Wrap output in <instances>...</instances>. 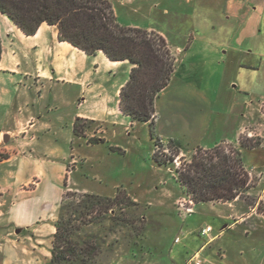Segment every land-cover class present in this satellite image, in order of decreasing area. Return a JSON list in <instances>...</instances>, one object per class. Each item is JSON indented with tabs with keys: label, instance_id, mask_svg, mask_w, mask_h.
Masks as SVG:
<instances>
[{
	"label": "crops",
	"instance_id": "crops-1",
	"mask_svg": "<svg viewBox=\"0 0 264 264\" xmlns=\"http://www.w3.org/2000/svg\"><path fill=\"white\" fill-rule=\"evenodd\" d=\"M108 1L121 25L158 32L175 57L169 83L154 102L153 126L162 144L176 140L179 153L185 155L197 148L211 149L238 142L241 135L260 134V118L264 117V0ZM168 16L171 24L182 20L189 28L186 35L191 42L184 49L169 42L166 26L162 24ZM152 17L160 21L151 22ZM0 44V103L7 101L15 108L13 125L0 129V149L9 152L0 160V222L9 228L14 225L15 231H19L14 233L15 239L8 234L0 237V264H49L50 242L65 191L64 182L66 190L78 191L71 186L68 178L71 170L67 171L68 165L59 158L58 148L48 139L38 143L39 140L29 136L30 132L38 126L44 130L56 126L54 135L63 134L64 128L67 134H73L76 118L96 122L99 114L118 115L119 90L127 80L117 84V100L112 106L109 92L94 75L101 69L126 74L132 65L127 60L111 61L101 51L88 55L60 41L54 25L42 23L35 34L25 35L2 14ZM31 75L42 79L38 89L49 90L53 103L65 109V116L60 113L57 123L51 118L41 121L39 111L28 109L25 89L19 87L9 100L4 98L11 87ZM85 93L93 109L83 108L87 102L81 95ZM49 98L47 111L53 104ZM88 133L89 137L94 136L92 129L85 134ZM29 146L30 152L38 156L25 153ZM45 151L49 153L46 155ZM33 181L32 188L21 190ZM240 222L235 219L216 234L211 227L205 241L201 239L196 245L190 240L192 246L176 248L169 262L193 264L185 261L200 249L197 252L202 264H237L229 251L220 247L223 257L220 262L215 260L211 251L214 248L207 245L226 227Z\"/></svg>",
	"mask_w": 264,
	"mask_h": 264
},
{
	"label": "rangeland",
	"instance_id": "rangeland-1",
	"mask_svg": "<svg viewBox=\"0 0 264 264\" xmlns=\"http://www.w3.org/2000/svg\"><path fill=\"white\" fill-rule=\"evenodd\" d=\"M170 16L164 18L162 23L166 26L169 42L172 46L184 49L185 45L191 42L186 35L189 28L181 19L176 25L171 24ZM157 19L153 20L152 17L151 22ZM206 30L208 32L210 30L208 25ZM99 71L100 73H95L94 77L99 83H103L110 94L111 105L114 106L117 100L116 86L122 80L128 79L129 71L126 74L116 73V70ZM41 81L42 79H36L31 75L23 83L11 87L9 94L4 98L9 100L17 93L19 87L20 90L25 89L26 99L30 103L28 109L39 111L41 121L51 118L50 120L57 123L60 113L65 116L66 111L57 103L54 104V100L51 99L52 93L48 94L49 90L38 89L37 86H40ZM88 96L87 93L81 95L87 102L83 108L90 110L93 109V105ZM48 98L54 103L51 104L52 109L47 111ZM82 101L84 102V99ZM14 112L13 104L10 106L7 101L4 104L0 103V129L13 125ZM99 116L96 122L86 123V131L89 129L94 131L92 137H89L88 133L77 138L72 133L67 134L66 128L62 131L63 134L54 135L56 126L51 130H44L41 127L38 129V126L29 135L39 140L38 143L48 139L51 145L58 148L59 158L68 165L67 171L71 170L68 178L71 180L72 188L78 192L66 190L64 182L65 191L62 194L55 223L61 216L70 218L73 227L75 226L73 240L79 245H83L84 242L96 245L97 253L85 264H172L169 262V257L176 248L185 249V246H192L190 240L194 242L193 244L196 242V245L206 240L199 232L202 227L209 225L213 228V234H216L223 225L230 224L235 219L242 222L226 227L221 235L208 243L207 246L211 245L214 248L211 249L214 252L212 257L221 261L223 251L219 249L220 247L229 251L237 264H264V117L260 118L262 124L260 134L241 135L246 138L247 143H253L259 138L260 143L253 148L241 147L238 142L217 145L221 154L230 153L231 148L234 147L240 150L242 164L250 181L249 188L235 198V202L230 201L232 204L228 205L223 203L229 202L220 201L189 202L177 182L174 168L180 167L189 160L191 154L199 152L198 150L175 156L167 147L168 142L161 143L160 155L173 157V164L160 165L153 158L158 139L154 126L150 127L143 121H131L128 116L121 113L110 116L99 114ZM93 137L101 138L102 141L88 142ZM11 141L12 139L8 143ZM31 147L26 148L25 153L38 156V153L30 152ZM48 153L45 151L46 155ZM8 155L6 148L0 149V160ZM34 185L35 181L21 187V190L30 189ZM120 190L136 203L116 204L107 213L98 211L91 217L76 219L71 213V205L77 202L79 194L89 193L112 198ZM68 192L75 195L67 196ZM8 226L0 222V237L8 234L9 238L15 239V234L19 231H15L14 225H11V228ZM200 236L202 238H199ZM176 237L180 240L178 244L174 242ZM52 238L53 234L49 249L50 257ZM197 251L192 255L198 253ZM192 255L185 263L190 262ZM65 264L84 263L75 260Z\"/></svg>",
	"mask_w": 264,
	"mask_h": 264
},
{
	"label": "trees",
	"instance_id": "trees-1",
	"mask_svg": "<svg viewBox=\"0 0 264 264\" xmlns=\"http://www.w3.org/2000/svg\"><path fill=\"white\" fill-rule=\"evenodd\" d=\"M0 14L25 35L35 34L38 27L46 23L57 27L60 41L68 42L88 55L101 51L111 61L127 60L132 66L127 81L119 90V110L131 121H143L153 127L155 99L169 83L175 68V57L166 39L158 32L121 25L108 0H0ZM87 122L93 121L76 118L73 134L85 136ZM101 141V138L93 137L88 142ZM238 143L241 147L253 148L260 140L247 143L246 138L240 136ZM155 144L154 160L160 165L173 164V157L160 155L158 139ZM167 147L175 156L180 152V145L174 140H169ZM196 150L199 152H194L188 161L174 168L177 182L192 203L230 202L249 188V176L237 147L231 148L228 154H221L218 146L211 151ZM126 202L136 203L122 190L112 198L82 193L71 205V213L76 219L91 217L95 212L107 213L112 206ZM62 217L55 223L50 264L75 260L85 264L98 248L91 242L79 245L74 241L75 226L70 218Z\"/></svg>",
	"mask_w": 264,
	"mask_h": 264
},
{
	"label": "built area",
	"instance_id": "built-area-1",
	"mask_svg": "<svg viewBox=\"0 0 264 264\" xmlns=\"http://www.w3.org/2000/svg\"><path fill=\"white\" fill-rule=\"evenodd\" d=\"M212 228L211 226L209 225H206L205 227H202L200 229V235L201 236H208V234L211 232ZM178 237L175 238V242H178ZM190 261L193 263V264H202V259L200 258V256L198 255V253H195L194 255H192Z\"/></svg>",
	"mask_w": 264,
	"mask_h": 264
}]
</instances>
